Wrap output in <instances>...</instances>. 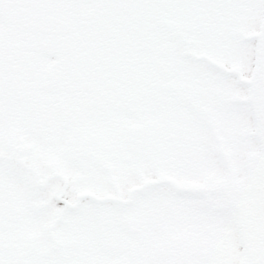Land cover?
Returning a JSON list of instances; mask_svg holds the SVG:
<instances>
[{
    "label": "snow or ice",
    "instance_id": "snow-or-ice-1",
    "mask_svg": "<svg viewBox=\"0 0 264 264\" xmlns=\"http://www.w3.org/2000/svg\"><path fill=\"white\" fill-rule=\"evenodd\" d=\"M0 264H264V0H0Z\"/></svg>",
    "mask_w": 264,
    "mask_h": 264
}]
</instances>
